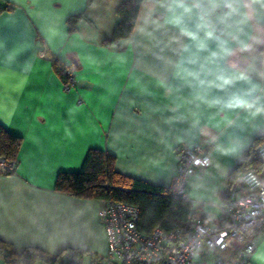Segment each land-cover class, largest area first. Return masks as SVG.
Listing matches in <instances>:
<instances>
[{
    "label": "crops",
    "instance_id": "crops-1",
    "mask_svg": "<svg viewBox=\"0 0 264 264\" xmlns=\"http://www.w3.org/2000/svg\"><path fill=\"white\" fill-rule=\"evenodd\" d=\"M119 1L0 0V124L22 139L15 173L0 171V238L17 251L106 255L100 199L53 188L90 147L112 154L116 170L163 187L177 145L205 147L209 162L186 191L217 225L229 172L264 131V0H142L131 35L102 43ZM79 12L69 31L67 17ZM52 55L74 60L68 88ZM259 175L264 182V168ZM251 262L264 264V229Z\"/></svg>",
    "mask_w": 264,
    "mask_h": 264
},
{
    "label": "built area",
    "instance_id": "built-area-1",
    "mask_svg": "<svg viewBox=\"0 0 264 264\" xmlns=\"http://www.w3.org/2000/svg\"><path fill=\"white\" fill-rule=\"evenodd\" d=\"M73 74L67 84L73 82ZM178 164L168 187L169 194L188 199L189 177L209 162L206 148L177 145ZM264 164V143L256 150ZM16 161L0 156V171L13 174ZM225 222L212 225L195 217L190 231L154 227L143 233L136 227L137 206L113 199H100L98 219L104 225L108 249L102 260L80 262L66 255L69 264H252L259 229L264 224V182L252 167L230 183L221 207ZM195 257H197L195 259Z\"/></svg>",
    "mask_w": 264,
    "mask_h": 264
},
{
    "label": "trees",
    "instance_id": "trees-1",
    "mask_svg": "<svg viewBox=\"0 0 264 264\" xmlns=\"http://www.w3.org/2000/svg\"><path fill=\"white\" fill-rule=\"evenodd\" d=\"M91 1L86 0V3L89 4ZM141 2L142 0L119 1L115 8L117 21L110 36L104 38L102 43L108 44L131 35ZM81 17H84L83 12L67 17L69 31L75 29V23ZM50 60L53 71L64 85L67 84L75 64L74 60L65 63L56 55H52ZM21 141L20 136L10 133L0 124V156L17 162ZM263 143L264 131L252 139L239 161L232 167L229 172V185L240 172L248 167H252L257 173L264 168V164L256 152ZM168 187L155 185L116 170L114 156L95 147L88 148L79 169L60 171L53 185L56 191L73 196L113 199L137 206L139 215L136 227L143 233H149L156 226L166 230L179 228L187 233L190 231L195 217L199 216L205 220L206 215L198 213L189 199H178L171 196ZM218 222L217 224L220 225L225 222L223 215L218 219ZM262 229H264V224L258 234ZM66 255L76 257L80 262L105 258V255L74 247H65L54 254L36 246H27L17 251L9 241L0 238V258L6 264H35L36 262L69 264Z\"/></svg>",
    "mask_w": 264,
    "mask_h": 264
},
{
    "label": "clouds",
    "instance_id": "clouds-1",
    "mask_svg": "<svg viewBox=\"0 0 264 264\" xmlns=\"http://www.w3.org/2000/svg\"><path fill=\"white\" fill-rule=\"evenodd\" d=\"M185 11H189V9L185 8ZM191 35V34H190ZM213 35V33L210 31L208 32V36L211 37ZM201 47H203V45H201ZM220 50L221 53L224 56H227L230 54V49L226 46V43L221 41L220 42ZM213 55H216V53H213ZM221 80H223L224 83H230V81L224 77H221ZM233 104L237 105V106H243V107H252V105L247 104L245 101L243 100H236L233 102ZM264 111V108H257V112H261Z\"/></svg>",
    "mask_w": 264,
    "mask_h": 264
},
{
    "label": "rangeland",
    "instance_id": "rangeland-1",
    "mask_svg": "<svg viewBox=\"0 0 264 264\" xmlns=\"http://www.w3.org/2000/svg\"><path fill=\"white\" fill-rule=\"evenodd\" d=\"M197 257H195V259H196Z\"/></svg>",
    "mask_w": 264,
    "mask_h": 264
}]
</instances>
